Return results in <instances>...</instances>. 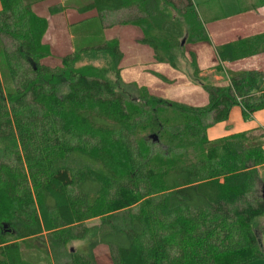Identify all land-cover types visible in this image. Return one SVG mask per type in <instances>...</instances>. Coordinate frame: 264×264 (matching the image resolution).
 Listing matches in <instances>:
<instances>
[{
    "label": "trees",
    "instance_id": "1",
    "mask_svg": "<svg viewBox=\"0 0 264 264\" xmlns=\"http://www.w3.org/2000/svg\"><path fill=\"white\" fill-rule=\"evenodd\" d=\"M0 4V71L13 85L6 90L0 73V264H33L22 254L31 246L54 264H97L99 244L112 264L264 258L258 241L264 224L256 227L264 217L257 169L264 163V126L255 136L206 137L233 105L245 119L264 108V71L230 72L229 82L218 85L198 76L190 51L207 105L159 97L136 82L128 97L96 68H74L79 52L64 57L62 69L39 63L49 55L41 41L46 19L23 0ZM85 9L131 11L125 23L141 29L139 41L152 49L153 63L177 68L185 43L209 42L192 0H92ZM99 52L116 64L122 58L114 40L93 48L92 56ZM215 52L220 62L264 53V32ZM220 62L215 67L222 71ZM74 240L84 245L70 251Z\"/></svg>",
    "mask_w": 264,
    "mask_h": 264
},
{
    "label": "rangeland",
    "instance_id": "2",
    "mask_svg": "<svg viewBox=\"0 0 264 264\" xmlns=\"http://www.w3.org/2000/svg\"><path fill=\"white\" fill-rule=\"evenodd\" d=\"M63 1V4L67 6V4H72L73 9H79L81 7H85L87 4H89L92 0H24L23 4L29 5L32 12L35 14L42 16L46 19V31L42 37V43L47 44L49 48V55L46 57H43L42 59L39 60V63L49 66V68H56V69H62L64 67L63 63L61 62L62 59L66 56H69L70 58L75 57L76 52L78 53V59L77 61L73 62L72 65L74 68H81L84 66H92L97 69L98 72H102L100 74H103L107 79L115 84L116 90L124 92L128 97H131L132 95L134 96L136 94V90L134 87L131 86V83L133 82H143L144 78H148L149 82L152 85V88H149V91L153 93L154 95H157L159 97L163 98H171L173 100L179 101V102H184L193 106H204L208 104L209 98H208V93L203 86L199 87L195 85L193 82L190 83V88L187 90L184 89V87L181 86V91L180 85H174V86H166L164 85L163 82H166L171 79L170 83H173L174 81L178 80L183 76L181 73L175 72L173 73L174 69H171V67L167 66L166 68H163L161 71L162 74L166 75L169 80L166 78H163L162 75H156L153 72H156L153 68L157 66L155 63H153V59L150 62H145L144 65H140V71L135 68L138 65H134L136 61L132 58L131 55L127 54L126 57L123 60H120L116 63L113 62V58L109 56L108 54H103V53H98L96 56H92V49L97 48L98 46L104 45L107 42L110 41H117L116 37L119 34L123 37L126 38V36L129 38L127 43L130 41H134V36L141 33V29L137 26L136 29L135 27L130 29V26L126 24H119L118 26H123L122 28L127 29V30H112L111 32L107 33L106 28L104 27L107 25L108 21H111L112 18H115V20H121L125 22V14H127L129 11L127 9H124L120 11L119 13L112 14L111 17L109 16H104L103 21L99 19L97 13L92 15H86V18H83L82 15H76L75 13L68 14L70 17L67 19L72 22L71 28L68 30L64 29V27L59 24L56 19H52L50 22L48 21L47 17L51 15L49 9L53 6L56 5H61V2ZM235 8H237V5H234L233 7H229V10L227 11H233ZM230 13V12H226ZM108 14V13H107ZM64 16H67L66 13L63 12ZM91 15V16H90ZM227 15H233V14H227ZM226 15V16H227ZM237 15V14H236ZM120 16V17H119ZM230 16V17H231ZM103 17V16H102ZM226 19V17H225ZM238 18L231 19V25L229 28H227V24L225 27H223V31L225 32V38H228L229 41H234L238 38H245L249 37L255 34H259L261 32H256L252 33V31L256 28L254 24L251 25V20L248 21H236ZM234 21L237 23L232 24ZM53 22V23H52ZM251 26L252 29L249 30V27L247 28L246 26ZM263 26L264 24L261 23ZM117 26V28H118ZM134 26V25H133ZM260 26H257L259 28ZM115 28V27H114ZM129 28V29H128ZM124 40V39H123ZM228 42V41H227ZM5 43L7 46H10L11 41H9V38L5 40ZM118 43V41H117ZM199 43H208V42H199ZM194 43H185L184 48L185 51L181 52L179 54V64L177 66L178 71H187V67L190 68V73H193V67L191 65V58L189 56V53L191 51V46ZM119 46V45H118ZM122 47L126 48L127 47L130 49V44L128 46L125 43H122ZM149 47V46H148ZM200 48L207 47L200 45ZM183 55V56H182ZM144 57H146L144 55ZM144 60V59H143ZM153 63V65H151ZM116 64V65H114ZM157 67H155L156 69ZM122 69V70H121ZM222 69V68H221ZM230 72H235L236 67L231 69L229 67ZM216 70L219 71L216 67ZM240 71H245L242 69H239ZM238 71V72H240ZM119 72V73H117ZM229 72V73H230ZM0 73H2V81L4 88L7 89H12L13 85L11 80L9 79V74L6 71L1 70ZM158 73V72H156ZM224 73V72H223ZM119 74V75H118ZM139 74V76H137ZM154 74V75H153ZM199 76V75H198ZM204 77V76H201ZM195 81H200L198 77L194 76ZM136 84L138 86H141L140 84ZM173 85V84H172ZM173 87V90H172ZM165 89H170L172 92L169 90L164 91ZM209 120V119H208ZM207 120V121H208ZM257 135V133H254L253 136ZM252 136V135H251ZM254 143H257V141L252 140L248 142V144L252 145ZM256 191L257 193H260L261 191V185L256 186ZM97 221L96 219L90 220L89 222H94ZM264 224V217H259L256 220V227H260ZM9 229L8 226L4 227L3 230ZM259 237V233H258ZM84 245L83 240H74L71 241L67 244V249L70 248V251L76 249V248H82ZM263 251V249H261ZM94 256L96 259L97 264H112L111 259H110V254L108 248L103 245L99 244L97 245L94 249ZM22 254L23 257L31 261L33 264H54L52 257L49 253H44L41 250L37 249L34 246H31L29 248L24 247L22 248ZM251 264H263L259 261Z\"/></svg>",
    "mask_w": 264,
    "mask_h": 264
},
{
    "label": "crops",
    "instance_id": "3",
    "mask_svg": "<svg viewBox=\"0 0 264 264\" xmlns=\"http://www.w3.org/2000/svg\"><path fill=\"white\" fill-rule=\"evenodd\" d=\"M261 1L262 0H192L193 4L195 6V9L198 13V16H199L201 22L203 23L204 28L208 34V37H209L208 43H205V44L204 43H194L191 46L192 47L191 51L195 54V60H196L197 66L200 70V72L198 74L199 76H205L211 82H213L215 84L225 85L229 82V72L232 71L229 69V67H231V69L236 67L235 72L240 71L239 69H242V70H245V69L246 70H252L253 69V70L264 71V53H259V54L253 55V56H249V57L240 59V60L235 61V62H228V61H221L220 62L218 60V58L216 56V52H215V46L229 41V39H228L229 37L225 38L226 37L224 34L225 32L223 31L222 28L225 27L226 24H227L226 27L229 28V26L231 25V19L233 20L235 18H238L236 21H245V22L248 20H251V25L254 24L256 27L252 31V33L264 31V25L263 26L261 25V23L264 24V5L259 4ZM234 5H237V8H235L233 11H227V10H229L230 6L233 7ZM0 6H1V4H0ZM85 7H81L79 9L74 10L72 4L68 3L67 6H65V4H63V1H62L61 5L59 4V5H56V6H53L50 8V9L57 8V11L55 13H52L51 15H49L47 17V19L49 22L52 19H54V20L56 19V21L59 24H61L64 27V29L69 30L71 28L70 24L72 22H70V20H68V22H67V19L70 17L68 14L75 13L76 15H82L83 18H86L87 17L86 15H89L92 13H93L92 15L96 14L95 9H85ZM50 9H49V11H50ZM122 10H124V9H122ZM122 10H120V11H122ZM120 11H117L114 13H108V14L103 13V14L98 15V17L100 20L103 21V18H105L104 16L111 17L112 14L119 13ZM124 11H126V10H124ZM63 12L66 13L67 16H64ZM132 12H133V10H132ZM226 12H230V13H226ZM128 13H131V11ZM227 14H233V15L231 16V15H227ZM225 17H226V19H225ZM236 21H234L232 24L237 23ZM119 24H126V23L119 20V19L115 20V18H112V20L108 21L107 25L104 27H107L105 29L107 33L111 32L114 29H116V30L118 29V30L123 31V29H124V28H122L123 26L122 27L118 26ZM127 25L130 26L131 24H127ZM117 26H118V28H117ZM257 26H260V27L257 28ZM132 27L134 28L135 26H133V25L130 26V29H132ZM246 27L247 28L249 27V30L252 29L251 26L247 25ZM135 28L138 29V31H140L139 28H137V27H135ZM124 30H127V29H124ZM127 36H126L127 39H125V37L122 38V36L120 34L118 36H114V37H116V39L118 41L119 49L122 52L121 60H123L127 54L131 55L132 58L134 59V61H136L133 64L138 65L135 68L138 67L137 69L140 71V65L142 63H143L142 64V66H143L145 62L152 61L153 51L146 44H143L139 41L140 38L142 37V32L141 33L139 32V34L135 35L134 41H130L129 43H127L128 39H129ZM125 42H126L127 46H128V44H130V49L128 47H127V49L122 47V43H125ZM200 45H202V47L203 46H207V47L200 48L199 47ZM144 55L146 57H144ZM219 62H220L222 71L216 70L215 66ZM155 64L157 65V66H155L157 68L155 69V67H154L153 69L156 72H158L159 74H161L163 78H166L167 80H169L167 78V76L162 74V72H161L163 70V68H166L169 65L165 66V63H155ZM151 65H153V63H151ZM169 67H171V66H169ZM171 69H174L173 73L178 72V73H181L183 76H181V78H179L178 80H176L170 84H169V82H171V79L169 80V82L168 81L163 82L164 85H166V86H174L176 84L180 85V89H179L180 91H181V86L184 87V89H186V90L188 88H190L189 82H192V83L194 82L195 85H197L199 87L202 86L200 81L197 82L194 80L195 79L194 75L192 72L190 73L189 67H187V71L184 70L182 72L178 71L177 68L171 67ZM137 76H139V74ZM143 78H144L143 79L144 81L142 83L137 82V81L136 82L140 85H144L146 87L152 88V85L149 82L148 78H146V77H143ZM262 83H263V87H264V77H263ZM166 90H169L170 92H172L173 87H172V90L165 89L164 91H166ZM263 126H264V108L255 111L252 114L251 118L245 119L243 117L242 107L237 104V105H233L230 108L228 116L225 120L218 121V122L213 123L207 127L206 137L209 140H213V139H217V138H220L223 136H227V135L238 133V132H244V131L245 132L253 131L254 133H259V132H261L259 130V128H261ZM260 141H261L262 149L264 150V136H262L260 138ZM257 169H258V173H259L260 178L264 181V163L260 164L257 167ZM259 239L261 241V248L263 249V252H264V234L263 233H259ZM257 261L264 264V258L255 259V260L249 261L248 263H245V264H251V263H255Z\"/></svg>",
    "mask_w": 264,
    "mask_h": 264
},
{
    "label": "water",
    "instance_id": "4",
    "mask_svg": "<svg viewBox=\"0 0 264 264\" xmlns=\"http://www.w3.org/2000/svg\"><path fill=\"white\" fill-rule=\"evenodd\" d=\"M150 137H151L153 140H157V138H156V136H155L154 134L150 135ZM258 241H259V244H260V246H261V241H260V239H258Z\"/></svg>",
    "mask_w": 264,
    "mask_h": 264
}]
</instances>
